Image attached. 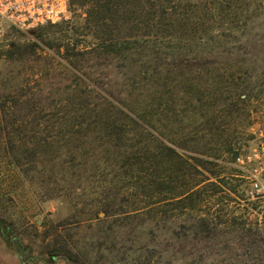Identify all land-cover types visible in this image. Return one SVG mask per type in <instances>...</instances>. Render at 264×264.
I'll return each mask as SVG.
<instances>
[{"label":"trees","instance_id":"1","mask_svg":"<svg viewBox=\"0 0 264 264\" xmlns=\"http://www.w3.org/2000/svg\"><path fill=\"white\" fill-rule=\"evenodd\" d=\"M235 1L137 0L133 8L131 0H70L88 7L86 29L97 41L85 52L68 49L70 66L87 78L74 74L76 86H66L80 115L71 162L116 191L101 205L107 216L121 202L134 218L171 212V260L181 264H197L200 244L221 231L218 212L191 213L214 204L223 184L233 191L239 140L248 135L236 125L251 120L249 70L222 58L250 41L247 20L239 34L223 17ZM178 227L190 234L175 238ZM50 254L83 264L69 251Z\"/></svg>","mask_w":264,"mask_h":264},{"label":"rangeland","instance_id":"2","mask_svg":"<svg viewBox=\"0 0 264 264\" xmlns=\"http://www.w3.org/2000/svg\"><path fill=\"white\" fill-rule=\"evenodd\" d=\"M233 4L223 17L235 20L239 34L247 20L250 41L242 39L231 59L228 53L222 58L249 70L251 120L236 125L248 135L239 140L233 191L223 184L214 204L191 213L218 212L222 222L221 231L200 244L197 264H264V0ZM87 10L70 6L67 19L30 31L0 21V264H75L52 256L56 249L83 264H181L171 260V212L134 218L126 212L132 206L120 201L107 216L101 205L116 191L93 178L88 166L79 168V160L71 162L80 115L66 86H76L74 74L87 78L70 66L68 49L85 52L97 44L86 29ZM84 62L94 63L90 56ZM222 171L228 176L229 169ZM186 234L188 228L178 227L175 238Z\"/></svg>","mask_w":264,"mask_h":264},{"label":"built area","instance_id":"3","mask_svg":"<svg viewBox=\"0 0 264 264\" xmlns=\"http://www.w3.org/2000/svg\"><path fill=\"white\" fill-rule=\"evenodd\" d=\"M69 13L70 0H0V21L21 31L56 24Z\"/></svg>","mask_w":264,"mask_h":264}]
</instances>
